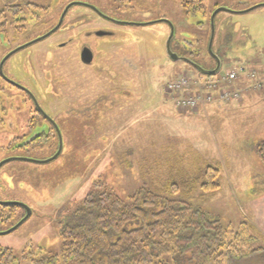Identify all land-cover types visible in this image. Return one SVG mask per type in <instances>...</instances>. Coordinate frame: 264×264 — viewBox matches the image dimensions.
Here are the masks:
<instances>
[{
    "label": "rangeland",
    "instance_id": "obj_1",
    "mask_svg": "<svg viewBox=\"0 0 264 264\" xmlns=\"http://www.w3.org/2000/svg\"><path fill=\"white\" fill-rule=\"evenodd\" d=\"M73 2L76 4L68 10L60 31L17 51L2 68L6 77L20 81L21 74L26 70L31 75L34 66L37 83L31 88L39 99L51 102L48 111L57 115L63 135L62 150L50 162L12 160L4 164L3 168L23 173V182H15L14 188L18 198L25 195L32 213L18 228L0 236V245L12 249L18 264H31L22 257L29 250L35 255H58V222L68 218L96 180L123 201H131L144 187L162 198L188 202L224 226L236 229L247 223L255 234V200L264 196V167L254 150L264 139V0H202L204 15H187L181 0H17L25 19L14 22L13 15L3 13L6 30L0 33V61L11 50L51 30L66 5ZM83 4L99 12L90 26L116 31L113 38L93 41L100 74L93 78L84 75L86 68L63 65V57L74 47L60 48L57 44L68 35H76L64 30L69 24H81L88 17L89 8ZM255 5L258 7L239 13ZM217 8L235 12L225 10L215 15L211 52L222 56V68L238 63L255 68L263 90L249 89L239 103L218 106L211 102L193 110L181 109L177 100L186 91L174 94L165 84L185 72L194 80L205 79L186 63L173 62L167 56L170 24L172 51L177 55L195 52L188 56L201 64L211 57L210 17ZM102 15L132 25H110ZM163 18L170 24L155 22ZM17 25L23 28L17 29ZM90 26H78L77 30ZM47 50L55 57L53 75L48 67L52 54L45 56ZM39 59L47 66L36 68L41 65ZM235 84L241 85V81ZM0 87L4 88L0 108L6 106L3 118L9 115L14 124L13 128L0 125V157L26 155L43 160L53 156L58 149L56 137L39 146L40 150H7L14 134L26 132L30 113H20L16 104L22 92L1 79ZM5 99L14 106L4 105ZM195 115L203 118L197 126L182 117ZM209 165L218 169V187L213 190L202 187L209 179L205 174ZM139 225L138 221L126 227Z\"/></svg>",
    "mask_w": 264,
    "mask_h": 264
},
{
    "label": "trees",
    "instance_id": "obj_2",
    "mask_svg": "<svg viewBox=\"0 0 264 264\" xmlns=\"http://www.w3.org/2000/svg\"><path fill=\"white\" fill-rule=\"evenodd\" d=\"M0 1L3 32V13L13 15L14 22L25 16H20L23 12L17 0ZM181 2L187 15L205 14L202 0ZM254 150L264 167V139ZM217 173L218 169L206 167L209 179L202 184L205 190L218 187ZM138 221L139 226L127 229V224ZM58 224V255H35L29 250L22 257L31 264H264V238L256 230L254 234L247 223L236 229L224 226L188 202L162 198L144 187L126 202L96 180L68 218ZM0 264H18V259L3 247Z\"/></svg>",
    "mask_w": 264,
    "mask_h": 264
},
{
    "label": "flooded vegetation",
    "instance_id": "obj_3",
    "mask_svg": "<svg viewBox=\"0 0 264 264\" xmlns=\"http://www.w3.org/2000/svg\"><path fill=\"white\" fill-rule=\"evenodd\" d=\"M87 8H89V7H87ZM69 9H70V7L67 9V11L63 17V20H64ZM89 11H90V13L88 14V17L86 16V19H84L81 24L80 23L77 25L76 24H69L66 27V29H64V30H66V32H71L72 34L74 32H76L75 33L76 35H68L65 40H63L62 42H59L57 44L60 48L69 47V46L74 47V50L69 47L70 50L66 53V55L62 59L61 63L63 65H65V66L76 65L78 67L86 68L87 71L84 73V75L86 77L90 76L93 78V75L94 76L100 75L99 71H98L99 63H97L99 57H98V54H96V51L94 50L93 41H94V39H98V38H113L116 35V31L112 28H107V27L99 28V27H95V26H90L92 23H95V21L97 20L96 16H98V15L96 13H99V12L96 9L93 10L92 8H89ZM21 15L24 17L25 13H20V16ZM101 18L104 19L105 22L110 24V25H115V26L126 25V24L120 23V22H124V21H120L119 19L110 17L108 15H102ZM63 20H62L60 27L56 31H60L62 29V26L64 24ZM75 20H78V19H75ZM78 26H82V27L83 26H90V27H86L85 29H82V30H77ZM0 33L4 34V31L0 32ZM84 52L86 53V55L83 56ZM194 53L195 52L188 50L186 52V54H183V55L178 54L179 57L184 58V59L181 61H177V62L186 63L187 65H189L192 68H193V65H195V66L201 67L203 70H211V69L215 68L216 61L212 56L209 57L206 61H202V63L199 64V63L195 62L191 57L188 56V55L192 56V55H194ZM48 54H52V56L51 55L49 56V61L51 63L49 62L50 64H48V67L50 69V72H52V75H53L54 72L52 70H53V66L55 65V63H54L55 57L53 56L52 51L47 50V52L45 53V56ZM214 55L218 59H222V58H219L220 54H214ZM7 60L3 63V66L6 64ZM37 63L41 64L40 59L37 60ZM46 64H47V62L43 61V63L40 66H35V67L36 68H43V67L47 66ZM30 65H33V63L30 62ZM3 66H2V68H3ZM31 70H32V72H30L31 75H28L27 71L25 70V72L23 74H21V76H20V77H22L20 79V81L15 80V79H13V77H10V76L6 77V75L3 73V75L7 79L11 80L12 82H14L17 85H14V84L6 81L0 75V79L2 81H4L8 86L17 89L19 92H22L24 97L21 96V98H17L15 100L16 104L21 107V108H19L22 111L20 113H24V112L30 113V114H28L27 123H26V126L24 127L26 129V132H24L22 134H20V132H18L17 134H14L11 137V139L8 143V146H7L8 151H10L12 149H14V150L16 149V150H20V151L29 152L32 149H34L35 147L39 148V146L46 144L48 142L47 140L51 139L52 137H56L58 139V132L61 134V138L63 135V131H62L61 126L59 125L58 120H57V115L53 116L48 111L47 106H50L51 102H49L47 104L46 98L39 99L36 96L34 89L31 88L32 84L37 83V80H36L37 76L35 75L36 71L34 69V66H32ZM37 71H39V70H37ZM2 72H3V69H2ZM45 74L46 73H44L43 75H45ZM63 76L66 77L67 74L65 73ZM22 80H23V82H22ZM36 85H38V84H36ZM37 88H40V87H36V89ZM3 89L4 88L0 87V91ZM2 103L4 105L8 104L9 107L14 106V102L12 103L8 99L3 100ZM5 107L6 106L2 105V107L0 108V111L3 112L2 114L0 112V125H8V127L13 128L14 124H13L12 120L9 121V115L5 116L6 121H5V118H3V115L5 114ZM54 125L57 126L58 131L56 130ZM44 146H46V145H44ZM44 146H42V147H44ZM47 147L49 148V145ZM50 149H51V147H50ZM39 150H40V148H39ZM15 156H18V157H9V156L0 157V163L3 160L9 159V158L32 159L26 155H20V156L15 155ZM48 158H50V157H48ZM48 158H46V159H48ZM43 160H45V159H43ZM26 162H28V161H26ZM4 164L5 163L0 165V190L3 193L2 196L0 194V236L5 235L2 233L11 229L22 218H24L28 214V217L21 223V224H23L30 217V215L32 213L30 204L24 200V199H26L25 195L23 194L24 197L18 198L17 197L18 191L16 192V190L14 188L15 182L16 183L18 182V184L23 182L21 179L23 177V173L19 172L17 169L12 168V167L11 168L10 167L3 168ZM20 212H22L23 215H20ZM11 232H9V233H11ZM9 233H7V234H9ZM3 247L4 246L0 245V248H3Z\"/></svg>",
    "mask_w": 264,
    "mask_h": 264
},
{
    "label": "built area",
    "instance_id": "obj_4",
    "mask_svg": "<svg viewBox=\"0 0 264 264\" xmlns=\"http://www.w3.org/2000/svg\"><path fill=\"white\" fill-rule=\"evenodd\" d=\"M241 81L243 86L235 84ZM227 84H230L227 87ZM167 90L174 94L185 92V95L178 98L177 105L181 109L193 110L199 104L216 102L226 104L232 101H239L245 90H261L263 83L254 68H247L237 64L232 68L220 70L212 79L194 80L188 75H181L179 79L169 81Z\"/></svg>",
    "mask_w": 264,
    "mask_h": 264
},
{
    "label": "water",
    "instance_id": "obj_5",
    "mask_svg": "<svg viewBox=\"0 0 264 264\" xmlns=\"http://www.w3.org/2000/svg\"><path fill=\"white\" fill-rule=\"evenodd\" d=\"M76 4V2H73V3H69L68 5H66V7L64 8V10L62 11V13L60 14V17H59V20H58V22H57V24L51 29V30H49L46 34H44L43 36H41V37H39V38H37V39H35V40H33V41H31V42H29V43H27V44H25V45H22V46H19V47H17V48H15V49H13V50H11L10 52H8L3 58H2V60L0 61V75L6 80V81H8V82H10V83H12V84H14V85H17V84H15L14 82H12L11 80H9V79H7L4 75H3V72H2V66H3V63L12 55V54H14L15 52H17V51H19V50H21V49H24L25 47H28L29 45H32L33 43H36V42H38V41H40V40H42V39H44V38H46V37H48L50 34H52V33H54L59 27H60V25H61V23H62V20H63V17H64V15H65V13H66V11H67V9L69 8V7H71L72 5H75ZM80 5H82V4H80ZM83 5H85V6H87V7H89V8H92V9H95L93 6H91V5H87V4H83ZM258 6H252V7H250V8H247V9H245V10H243V11H241V12H239V13H244V12H248V11H251V10H253V9H255V8H257ZM230 11V12H235V11H231V10H228V9H225V8H217L212 14H211V17H210V37H209V42H208V51H209V53H210V55L215 59V61H216V66H215V68L214 69H212V70H203L201 67H198V66H195V65H193V67L197 70V71H199L200 73H202V74H204V75H208V76H213V75H215V73L219 70V68H220V60L211 52V43H212V39H213V34H214V23H213V20H214V17H215V15L219 12V11ZM166 22V23H168V24H170L166 19H159V20H157V21H155V22ZM120 23H123V24H126V25H132V23H129V22H120ZM172 36H173V28H172V26H171V24H170V32H169V35H168V38H167V40H166V44H165V49H166V54H167V56L172 60V61H181V60H183L184 58H181V57H179L177 54H175L172 50H171V47H170V41H171V38H172ZM84 55H86V53L84 52L83 53V56ZM55 126V128H56V130L58 131V128H57V126L56 125H54ZM61 150H62V138H61V134L58 132V149H57V151H56V153L52 156V157H50V158H48V159H45V160H34V159H26V158H9V159H5V160H3L1 163H0V165L1 164H3V163H6V162H9V161H12V160H23V161H28V162H38V163H47V162H50V161H52V160H54V159H56L57 157H58V155L60 154V152H61ZM28 217V214L24 217V218H22L15 226H13L11 229H9L8 231H6V232H4V233H2V234H7V233H9V232H11L12 230H14V229H16L26 218Z\"/></svg>",
    "mask_w": 264,
    "mask_h": 264
},
{
    "label": "crops",
    "instance_id": "obj_6",
    "mask_svg": "<svg viewBox=\"0 0 264 264\" xmlns=\"http://www.w3.org/2000/svg\"><path fill=\"white\" fill-rule=\"evenodd\" d=\"M231 108V107H230ZM229 108V109H230ZM208 112V114L206 113ZM204 113L206 114V117L208 118L209 116V110H205ZM184 118L185 121L187 122H191L192 126H197V123L200 124L201 120L203 118H201L198 115H195L194 118L193 117H186V116H182ZM199 119L198 122H196V119ZM193 119H195V121H193ZM255 213L254 218H255V226L254 223L252 224L254 227L253 229H255L258 233H260L262 235V237L264 238V196L259 197L258 200H255Z\"/></svg>",
    "mask_w": 264,
    "mask_h": 264
}]
</instances>
